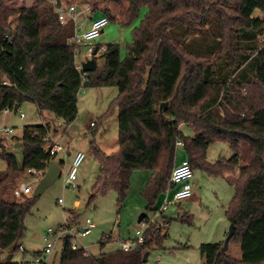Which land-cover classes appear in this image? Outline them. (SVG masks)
Listing matches in <instances>:
<instances>
[{
  "label": "trees",
  "instance_id": "16d2710c",
  "mask_svg": "<svg viewBox=\"0 0 264 264\" xmlns=\"http://www.w3.org/2000/svg\"><path fill=\"white\" fill-rule=\"evenodd\" d=\"M64 4L71 5L69 0H60L58 6L47 0H0V114L33 103L41 114L53 116L52 121L23 128L17 140L21 160L0 145V158L7 165L0 174V252L19 251L26 239L36 197L18 202L14 190L29 170L44 171L56 160L44 150L45 139L59 130L56 121L69 126L76 120L82 88L116 87L118 97L106 116L118 109L119 148L108 155L91 144L99 169L88 203L115 193L122 207L133 173L145 170L150 177L142 194L148 209L158 211L154 203L169 186L178 164L177 142L182 140L183 160L193 172L224 178L239 172L226 217L234 228L229 244L240 246L242 258L229 256L224 242L206 243L200 246L204 263L264 264V0H91L93 15L101 12L124 26L147 9L133 31L127 56L120 58L117 44L106 46L99 73L76 69L77 50L69 44L74 25H62L58 17ZM236 77L241 82L234 83ZM163 103L168 105L161 111ZM216 142L229 144L234 154L212 164L208 150ZM244 145L249 151L242 166ZM142 223L147 225L142 244L130 252L96 257L74 250L73 237L67 234L58 264H142L167 238L169 222L160 227L145 217ZM61 226H50L46 237L49 229L58 232Z\"/></svg>",
  "mask_w": 264,
  "mask_h": 264
},
{
  "label": "rangeland",
  "instance_id": "374dc122",
  "mask_svg": "<svg viewBox=\"0 0 264 264\" xmlns=\"http://www.w3.org/2000/svg\"><path fill=\"white\" fill-rule=\"evenodd\" d=\"M32 1L26 0V3L30 4ZM14 2L21 4L16 0ZM69 3L80 5L83 12L76 18L77 24L83 27L79 34L90 28L91 20L103 16L101 12L93 15L87 11L91 0H69ZM105 5V3L101 4L102 7ZM67 6L68 4H64L63 7ZM146 13L147 9H142L140 17L130 26L122 25L119 20L110 21L104 29V33L95 41L96 44L99 46L117 44L120 58L123 60L133 41V31L140 26ZM255 15L260 16L261 14L256 11ZM69 24L75 26L74 22ZM85 50L84 48L83 52ZM79 61L80 59L77 57L76 62ZM96 62V71L99 73L104 67L105 60L98 58ZM233 82L238 83L241 80L236 77ZM242 83H246V81H242ZM117 97L118 89L116 87H84L78 96L76 120L69 126H65L61 120L56 121L57 126L61 125L62 127L53 137V140L59 142L64 149V153L61 152L55 160L57 163H64L62 177L41 196L35 198L31 207L32 215L26 222L28 229L26 239L21 243L24 250L0 252L1 263L39 264L36 262V257L37 253L42 252L47 244V229L50 226L69 223L77 214L80 215L79 221L69 235L73 237L74 244L85 248L90 256L95 257L101 253L117 251L119 238L124 241H136L137 232L146 228L145 223H139L142 215H146L148 220L157 223V226L160 227L166 226V219L169 222L165 227L167 238L160 247L155 246L148 252L147 259H144L142 264H205L200 254V246L206 243L225 242L231 227L226 217V210L234 197L235 184L238 180V177L234 175L227 178L212 177L202 171L195 170L192 180V197L171 206L164 213H161V210L166 199L165 193L158 196L154 203L153 208L158 211L148 209V200L142 194L150 177V172L145 170H137L133 173L130 190L122 207L115 193L100 197L95 203H88L99 169L91 144L95 142L96 146L108 155L115 153L119 148L118 109L113 108L112 113L106 116ZM21 113L25 114L23 119L20 116ZM52 119L53 116L47 112L41 114L33 103H25L18 112H2L0 127L12 129L13 134L9 136L0 134V143L15 152L21 160V147L15 149V145L17 140L23 137V128L41 125L43 122L52 121ZM92 123L98 124L96 129L91 127ZM94 131L97 132L95 136L93 135ZM183 131L187 136L192 135L187 129H183ZM248 151V146L244 145L242 166L244 159L248 157ZM79 152L84 153L86 158L78 169V181L75 183L77 189H65V177L71 169L73 158ZM184 153V148L177 149L178 163L183 161ZM233 154L229 144L216 142L209 148L207 160L213 164L221 159H230ZM6 167V162L0 158V172ZM35 180V175L26 173L21 182H18L32 188V196L24 198L35 196V190L39 185ZM24 198L15 199L22 202ZM60 198H64V206L59 205ZM75 201H78L80 208L71 211ZM83 209L86 210L81 213ZM88 219L95 224L96 228L87 238H78V230L86 226ZM67 234L59 232L58 237ZM102 241L104 244L100 243ZM101 246L105 248L102 249ZM61 250L62 242L60 240L55 253L49 257L47 262L58 264ZM227 254L235 259L242 258L241 248L236 243L229 244ZM41 256L45 258V256Z\"/></svg>",
  "mask_w": 264,
  "mask_h": 264
},
{
  "label": "built area",
  "instance_id": "2783aa9c",
  "mask_svg": "<svg viewBox=\"0 0 264 264\" xmlns=\"http://www.w3.org/2000/svg\"><path fill=\"white\" fill-rule=\"evenodd\" d=\"M19 3H26V0H16ZM54 6H58L60 3V0H47ZM64 6V5H63ZM60 7L58 9V17L59 21L62 25H67L71 22L75 23L74 26V35L69 39V44L73 45L76 50V58L79 57L80 61L76 62V69L79 72H83V63L87 62L88 60H95L100 58L104 52L107 50L106 46H99L96 44V40L101 36V34L104 32V29L109 25L110 21L106 16H101L100 18H95L91 20L90 28L88 30H85L82 34H79L80 31L83 30V27L77 24V17L81 15L82 9L80 8V11H78L77 5H68L67 7ZM87 11L90 12V8L87 9ZM261 42L264 43V36L261 37ZM86 49L85 52H83V49ZM21 118L23 119L25 117L24 113H21ZM95 126L94 123L91 124V127L93 128ZM59 128H62L61 125H58ZM58 128V129H59ZM0 134L2 136H9L13 134L12 129L3 128L0 127ZM54 133L51 132L46 140V146L45 151L49 153L51 156H58L61 152L64 153V149L62 148L61 144L59 142H56L53 140ZM1 145V143H0ZM184 148V142L182 140H179L177 142V148ZM2 149L0 148V151ZM86 158V155L82 152H79L75 155L73 158L72 166L69 171V173L65 177L64 181V188L65 189H73L76 190L77 187L75 186V183L78 181V169L82 165ZM47 170L44 171H36V170H29L27 173L28 175H35L36 180L38 184L40 183V179L42 180ZM62 177V176H61ZM194 177V172L187 160H183L180 164H177L172 172L169 186L167 190L164 192L166 194V199L163 203L161 213H164L167 211L171 206L177 205L178 203H181L184 200H187L192 197V180ZM32 188L29 185L20 184L15 190H14V197L15 198H22L24 196H32ZM167 201V202H166ZM59 205L64 206L65 200L64 198H60L58 200ZM80 205L78 201H75L73 203V207L71 211L79 210ZM73 221V220H72ZM72 221L69 223H65L63 226L59 228V231L55 232L53 229L48 230V235L46 237L47 244L44 247L42 251V255L45 256V258H42V256L36 257V262L41 264L43 262H47L49 257L52 256L56 248L58 246V243L60 240H62V237H58L59 232L62 233H71L68 227L70 224H72ZM147 226V225H146ZM96 228L95 224H93L89 219L86 221V226L84 228H81L78 230L77 237L84 239L87 238L91 232ZM146 229V228H145ZM144 230H139L137 232V239L136 241H124L119 238L117 242V248L118 250H121L123 252H130L133 249H135L138 245L143 243V235L145 233ZM64 237V236H63ZM109 238V236H107ZM101 244H104V241L101 242ZM72 248L74 250L82 249L84 250L85 256H90V253L85 248H80L76 244H72ZM43 259H45L43 261Z\"/></svg>",
  "mask_w": 264,
  "mask_h": 264
},
{
  "label": "water",
  "instance_id": "95a60500",
  "mask_svg": "<svg viewBox=\"0 0 264 264\" xmlns=\"http://www.w3.org/2000/svg\"><path fill=\"white\" fill-rule=\"evenodd\" d=\"M78 11H80V8H78ZM97 70V62L96 60H88L87 62L83 63V72H95ZM168 103H163L160 107V110L162 111L164 107H166ZM19 109V106L17 105L14 109L15 112H17ZM22 146L21 143H18L15 145V149H18ZM63 169L60 166V163H57L56 161H52L48 167L47 173L45 177L40 181L39 185L37 186L35 190V197L41 196L48 188H50L57 180H59L62 176ZM85 209L81 213L84 212ZM146 215H142L139 219V223H142ZM234 235V228L231 226L229 235L227 239L224 242V251H227L229 246V241ZM147 255H145V260L147 259ZM11 257L9 258V260Z\"/></svg>",
  "mask_w": 264,
  "mask_h": 264
},
{
  "label": "crops",
  "instance_id": "0c3cea01",
  "mask_svg": "<svg viewBox=\"0 0 264 264\" xmlns=\"http://www.w3.org/2000/svg\"><path fill=\"white\" fill-rule=\"evenodd\" d=\"M89 26H90V25H89ZM103 33H104V32H103ZM68 155H70V154H68ZM180 163H181V162H180ZM180 163H178V164H180ZM243 163H244V164H243V166H245V165H246V163H245V162H243ZM6 171H7V167H6V169H5V170L1 171V172H0V174H3V173H5ZM229 176H230V175H229ZM229 176H226L225 178H227V177H229ZM234 176H237V177H238V176H239V172H238V173H236ZM20 249H21V250H24V247L21 245V246H20ZM9 261H10V260H9Z\"/></svg>",
  "mask_w": 264,
  "mask_h": 264
}]
</instances>
